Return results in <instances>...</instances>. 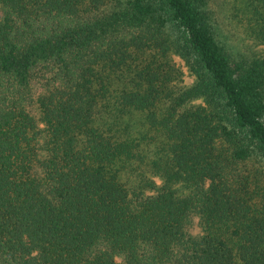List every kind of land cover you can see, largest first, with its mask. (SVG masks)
<instances>
[{"label": "trees", "instance_id": "16d2710c", "mask_svg": "<svg viewBox=\"0 0 264 264\" xmlns=\"http://www.w3.org/2000/svg\"><path fill=\"white\" fill-rule=\"evenodd\" d=\"M0 264H264V48L207 0H0Z\"/></svg>", "mask_w": 264, "mask_h": 264}, {"label": "rangeland", "instance_id": "374dc122", "mask_svg": "<svg viewBox=\"0 0 264 264\" xmlns=\"http://www.w3.org/2000/svg\"><path fill=\"white\" fill-rule=\"evenodd\" d=\"M207 8L210 10L214 23L217 27V36L224 44L227 52L234 57L247 53L261 52L263 45L253 39L248 30L250 26L249 12L244 0H207ZM175 62L180 65L184 72V82L191 81V76L186 73L182 61L175 57ZM189 225V233L198 234L197 216H192Z\"/></svg>", "mask_w": 264, "mask_h": 264}]
</instances>
